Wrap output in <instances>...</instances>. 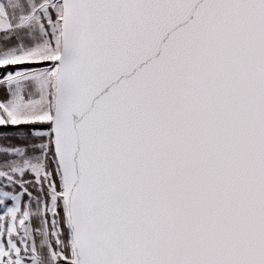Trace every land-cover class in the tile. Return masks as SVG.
I'll return each instance as SVG.
<instances>
[{"label":"snow or ice","instance_id":"1","mask_svg":"<svg viewBox=\"0 0 264 264\" xmlns=\"http://www.w3.org/2000/svg\"><path fill=\"white\" fill-rule=\"evenodd\" d=\"M0 264H264V0H0Z\"/></svg>","mask_w":264,"mask_h":264}]
</instances>
